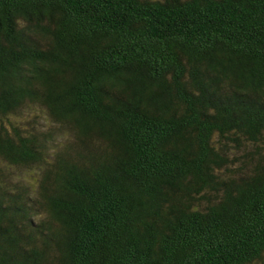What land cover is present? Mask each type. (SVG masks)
<instances>
[{
    "label": "trees",
    "instance_id": "1",
    "mask_svg": "<svg viewBox=\"0 0 264 264\" xmlns=\"http://www.w3.org/2000/svg\"><path fill=\"white\" fill-rule=\"evenodd\" d=\"M0 264H264V0H0Z\"/></svg>",
    "mask_w": 264,
    "mask_h": 264
},
{
    "label": "rangeland",
    "instance_id": "2",
    "mask_svg": "<svg viewBox=\"0 0 264 264\" xmlns=\"http://www.w3.org/2000/svg\"><path fill=\"white\" fill-rule=\"evenodd\" d=\"M26 174H27V176H29V173L28 172Z\"/></svg>",
    "mask_w": 264,
    "mask_h": 264
}]
</instances>
